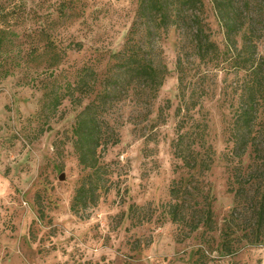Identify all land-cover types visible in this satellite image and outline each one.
I'll return each instance as SVG.
<instances>
[{
  "label": "rangeland",
  "instance_id": "obj_1",
  "mask_svg": "<svg viewBox=\"0 0 264 264\" xmlns=\"http://www.w3.org/2000/svg\"><path fill=\"white\" fill-rule=\"evenodd\" d=\"M136 4L137 0H0V29L6 31L0 52V264H191L192 253L201 245L213 247L208 264H264V235L263 243L251 242L252 197L262 175L260 154L250 148L243 157L234 156L224 130L246 79L243 71L211 66L205 82L209 93L196 92L204 104L198 106V117H207L211 124L208 139L215 148V162L193 184L198 199L190 196V205L207 206L204 195L211 187L218 227L191 231L201 212L193 220L188 217L189 222L182 221L184 212L177 222L169 212L173 179L188 174L170 146L179 104L178 35L173 31L163 39L170 73L158 99L150 103L128 98L110 111L121 140L103 153L108 190L96 205L78 214L71 209L84 173L70 141L80 107L67 98L54 111L44 109L46 83L54 77L32 63L29 52L38 43L41 27L55 20L65 43L83 44L71 52L66 65L91 57L105 64L110 52L123 46ZM211 6L208 3L209 20L223 45ZM159 107H165L166 119L152 128L153 109ZM147 137L153 139L149 145ZM236 169L248 175L241 180L247 187L241 195L244 202L234 212L238 250L221 255L220 229L236 204Z\"/></svg>",
  "mask_w": 264,
  "mask_h": 264
},
{
  "label": "trees",
  "instance_id": "obj_2",
  "mask_svg": "<svg viewBox=\"0 0 264 264\" xmlns=\"http://www.w3.org/2000/svg\"><path fill=\"white\" fill-rule=\"evenodd\" d=\"M208 3H211L223 32V45L215 37ZM55 24L54 20L52 25L41 27L38 43L29 54L32 63L54 77L46 83L44 109L54 111L67 98L75 100L80 107L71 126L70 141L84 173L72 198V211L78 214L96 205L108 190L109 177L103 153L121 140L110 111L128 98L150 103L158 99L170 73L164 57L163 39L173 31L178 35L175 47L179 104L174 111L175 135L170 146L173 157L188 169V174L173 179L170 192L174 201L169 212L176 222L182 220L181 211L184 212L182 221L186 222H189L188 217L193 220L201 212V219L191 226V231L200 226L206 230L218 227L211 187L204 195L207 206L195 209L190 205V196L198 199L194 196L193 184L203 173L210 171L215 162V148L208 139L211 124L207 117H198V106L201 109L204 104L199 103L200 96L196 92L199 89L201 94L209 93L205 82L211 66L243 71L246 79L241 84L238 102L225 121L224 130L233 146L234 156L241 158L250 148L260 154L262 175L257 195L252 197L255 213L251 242L263 243L264 47L262 50L261 46H264V0H137L127 38L120 49L110 52L105 64L104 59L91 57L72 67L66 65L71 52L82 48L83 44L80 41L65 43L61 32H56ZM5 34V29H0V52ZM166 106L167 109L171 107L170 100ZM154 110L156 116L150 120L151 127L166 119L165 107ZM151 138L145 139L147 145L153 140ZM233 176L238 184L233 190L236 204L220 229L217 248L221 255H232L238 250L235 247L238 235L233 226L237 223L234 212L240 207L239 203L244 202L241 195L247 187L241 180L248 175L236 169ZM210 248L213 247H197L192 253L191 264H208Z\"/></svg>",
  "mask_w": 264,
  "mask_h": 264
},
{
  "label": "water",
  "instance_id": "obj_3",
  "mask_svg": "<svg viewBox=\"0 0 264 264\" xmlns=\"http://www.w3.org/2000/svg\"><path fill=\"white\" fill-rule=\"evenodd\" d=\"M66 175L64 173L61 174L60 179H65Z\"/></svg>",
  "mask_w": 264,
  "mask_h": 264
}]
</instances>
